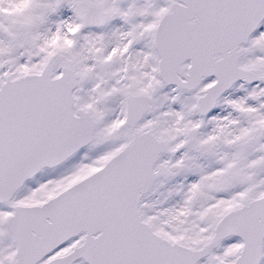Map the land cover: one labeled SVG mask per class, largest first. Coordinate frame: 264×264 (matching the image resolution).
Returning a JSON list of instances; mask_svg holds the SVG:
<instances>
[{
    "label": "snow or ice",
    "instance_id": "obj_1",
    "mask_svg": "<svg viewBox=\"0 0 264 264\" xmlns=\"http://www.w3.org/2000/svg\"><path fill=\"white\" fill-rule=\"evenodd\" d=\"M0 264H264V0H0Z\"/></svg>",
    "mask_w": 264,
    "mask_h": 264
}]
</instances>
